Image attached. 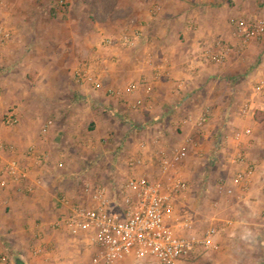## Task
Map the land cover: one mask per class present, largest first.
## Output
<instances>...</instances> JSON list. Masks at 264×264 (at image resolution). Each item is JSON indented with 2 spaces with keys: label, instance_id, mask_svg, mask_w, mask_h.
<instances>
[{
  "label": "crops",
  "instance_id": "1",
  "mask_svg": "<svg viewBox=\"0 0 264 264\" xmlns=\"http://www.w3.org/2000/svg\"><path fill=\"white\" fill-rule=\"evenodd\" d=\"M115 7L137 16L141 37L132 48L100 47L105 57L94 66L96 85L74 83L64 91L57 81L65 72L41 64L16 69L15 38L0 46V142L15 149L0 157L26 166L33 187L30 194L13 185L0 189V254L6 264H75L89 251L81 238L54 226L66 211L58 194L74 197L64 180L97 181L117 191L131 177L160 182L151 173L157 168L163 174L156 158L185 151L187 158L169 174L188 185L175 198L174 219L192 226L180 230L173 220L169 226L177 235L202 237L210 227L199 223L213 224L219 249L208 264H264V92L257 90L264 79V39L240 49L233 34L240 16L264 14V0H111L109 12ZM8 27L19 34L16 23ZM217 43L233 48L226 60L203 61L201 53ZM18 77L46 80L21 90ZM131 84L138 86L134 94ZM249 103L253 114L242 117L240 108ZM13 107L19 123L6 127L3 116ZM206 111L209 121L199 131L196 123ZM31 147L48 156L44 167L27 157ZM131 160L141 162L131 168ZM249 167L254 173L245 188L233 185ZM222 185L233 191L226 201L216 195ZM209 194L219 203L205 216ZM118 264L154 263L127 258Z\"/></svg>",
  "mask_w": 264,
  "mask_h": 264
},
{
  "label": "built area",
  "instance_id": "2",
  "mask_svg": "<svg viewBox=\"0 0 264 264\" xmlns=\"http://www.w3.org/2000/svg\"><path fill=\"white\" fill-rule=\"evenodd\" d=\"M233 34L240 43V49L253 42L264 39V20H249L238 18L233 22ZM8 35L0 29V46H3ZM141 34H126L118 40L108 39L104 47L114 45L132 48L140 39ZM233 48L225 43H217L206 48L200 58L211 64H222ZM100 57L81 63L74 71L77 84L93 83L96 85L94 66ZM137 84H131L128 92L134 94ZM257 90L264 92V79L257 84ZM138 105L140 103H137ZM242 117L253 114L252 104H245L240 108ZM210 112L202 114L196 123L197 130H202L209 121ZM4 123L8 127L16 126L19 121L15 111L5 115ZM51 123L44 126L42 134L47 135ZM249 130L244 132L249 136ZM239 138L238 136L236 137ZM0 151L14 153V147H6L0 143ZM36 166H44L48 156L35 152L31 147L27 152ZM187 158L185 151H175L172 156L161 158L160 165L165 175L175 164L182 163ZM140 160H131L132 168L140 164ZM254 173L249 167L245 173H239L232 180L233 185H245ZM29 169L16 160H4L0 157V189L16 186L19 190L30 194L33 187L28 185ZM39 182V180H37ZM188 191V185L181 179H168L167 182H151L145 177L129 178L123 186L119 199H113L108 190L98 186L91 192L90 206H68L66 211L56 221L55 227L62 229L72 238H81L85 249L92 252L89 264H118L127 258H134L137 262L151 261L154 264H193L190 258L194 254L205 251L218 250L214 238L218 234L216 227L208 229L202 237L177 235L169 226L174 221L178 229L187 231L191 228L188 220L174 219L175 198ZM220 194L230 197L231 188L226 185L218 189ZM64 202V201H62ZM35 255L40 254L38 250ZM7 257L0 254V264H6Z\"/></svg>",
  "mask_w": 264,
  "mask_h": 264
},
{
  "label": "rangeland",
  "instance_id": "3",
  "mask_svg": "<svg viewBox=\"0 0 264 264\" xmlns=\"http://www.w3.org/2000/svg\"><path fill=\"white\" fill-rule=\"evenodd\" d=\"M110 10L111 0H0V29H3L4 33L8 35L5 45L13 38L16 40V48L14 49L16 69L23 70L22 66L24 64L27 67L29 65H36L37 67L41 64L46 65L50 69L61 70L66 74L61 79H58L57 82L60 87H65L64 91H66V89L76 83L73 78L74 71L81 63L93 60L98 56L100 59L105 57L104 52H98L100 47L102 48L100 50L105 49V41L108 39L118 40L123 35L136 32L138 24L136 15L120 13L117 7L112 9L113 12H109ZM240 18L264 20V14L256 13L240 16ZM11 21L20 28L19 34L14 35L9 30L8 24ZM261 60V57L255 59V67L261 64ZM19 64L23 65L19 67ZM45 80L42 78H29L26 81L24 78H15L16 85L21 90L27 87H40V85L45 84L43 83ZM9 111L16 112L17 110L16 107H13L6 114ZM6 114H4L2 119L4 126H6L4 123ZM0 143L6 146L4 142ZM156 160V166L161 168L160 159L156 158ZM170 172L171 168L167 175L162 174L157 168L151 169L153 177H156L162 183L171 179ZM74 178L75 175L71 179L74 181ZM126 181H124L122 186L125 185ZM63 184L67 185L69 190H74L73 198L65 193L58 194V199L65 208L68 206L89 207L91 192L96 187L102 186L97 181L87 182L80 179L74 182L65 179ZM87 189L91 192H86ZM108 191L109 195L112 194L111 197L116 200L121 196L123 187L120 191L109 188ZM216 191L217 197L227 200L225 195L220 194L218 190ZM215 198L212 194L204 197L203 201L207 200L203 205L205 216L213 211L214 202L215 204L219 203L215 201ZM65 202L68 206L64 205ZM201 224L206 226V228L214 227L213 224L199 223V225ZM0 240L1 242L5 241L3 238ZM81 247L84 248V245L81 244ZM81 251L84 250L81 249ZM217 251L197 253L192 255L189 260L193 264L202 263L203 261L208 264L209 260L215 257L214 254ZM91 257L92 254H89V252H81L75 264H89Z\"/></svg>",
  "mask_w": 264,
  "mask_h": 264
},
{
  "label": "water",
  "instance_id": "4",
  "mask_svg": "<svg viewBox=\"0 0 264 264\" xmlns=\"http://www.w3.org/2000/svg\"><path fill=\"white\" fill-rule=\"evenodd\" d=\"M15 264H25L23 261H21V259H17Z\"/></svg>",
  "mask_w": 264,
  "mask_h": 264
},
{
  "label": "trees",
  "instance_id": "5",
  "mask_svg": "<svg viewBox=\"0 0 264 264\" xmlns=\"http://www.w3.org/2000/svg\"><path fill=\"white\" fill-rule=\"evenodd\" d=\"M256 116L258 117V113H257V115H255V117H256Z\"/></svg>",
  "mask_w": 264,
  "mask_h": 264
}]
</instances>
